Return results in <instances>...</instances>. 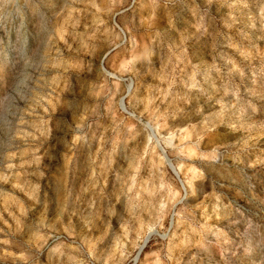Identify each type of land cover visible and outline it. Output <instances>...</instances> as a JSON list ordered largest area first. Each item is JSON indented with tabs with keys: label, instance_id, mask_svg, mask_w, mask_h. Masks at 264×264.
<instances>
[{
	"label": "rangeland",
	"instance_id": "obj_1",
	"mask_svg": "<svg viewBox=\"0 0 264 264\" xmlns=\"http://www.w3.org/2000/svg\"><path fill=\"white\" fill-rule=\"evenodd\" d=\"M0 264H264V0H0Z\"/></svg>",
	"mask_w": 264,
	"mask_h": 264
},
{
	"label": "water",
	"instance_id": "obj_2",
	"mask_svg": "<svg viewBox=\"0 0 264 264\" xmlns=\"http://www.w3.org/2000/svg\"><path fill=\"white\" fill-rule=\"evenodd\" d=\"M159 149H160V151H161V153H163V154H165V152L161 149V147L159 146ZM171 169V171H172V173L177 177V173L174 171V169L173 168H170ZM178 178V177H177ZM180 182V181H179ZM181 184V183H180ZM181 186H182V184H181ZM183 187V186H182Z\"/></svg>",
	"mask_w": 264,
	"mask_h": 264
}]
</instances>
